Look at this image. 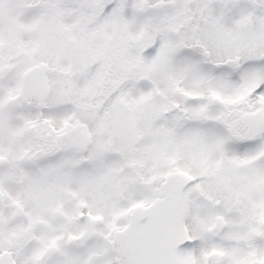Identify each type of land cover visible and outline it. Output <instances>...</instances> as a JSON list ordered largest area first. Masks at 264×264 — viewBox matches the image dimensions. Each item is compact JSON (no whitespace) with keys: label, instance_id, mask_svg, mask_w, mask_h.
I'll list each match as a JSON object with an SVG mask.
<instances>
[{"label":"snow or ice","instance_id":"obj_1","mask_svg":"<svg viewBox=\"0 0 264 264\" xmlns=\"http://www.w3.org/2000/svg\"><path fill=\"white\" fill-rule=\"evenodd\" d=\"M0 264H264V0H0Z\"/></svg>","mask_w":264,"mask_h":264}]
</instances>
